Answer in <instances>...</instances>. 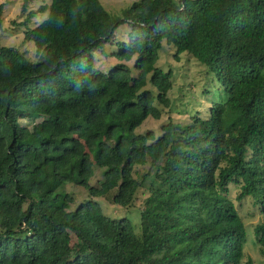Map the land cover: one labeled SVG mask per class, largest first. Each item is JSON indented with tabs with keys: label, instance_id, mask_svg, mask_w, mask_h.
Instances as JSON below:
<instances>
[{
	"label": "trees",
	"instance_id": "1",
	"mask_svg": "<svg viewBox=\"0 0 264 264\" xmlns=\"http://www.w3.org/2000/svg\"><path fill=\"white\" fill-rule=\"evenodd\" d=\"M20 22L37 58L0 45V264H242L247 238L264 262V217L247 237L234 204L249 197L264 216V0H132L117 14L40 0ZM120 23L127 38L113 42ZM162 41L212 71L225 99L136 132L169 105ZM107 42L103 71L93 51ZM68 183L88 197L73 205ZM108 193L138 201V231L103 213Z\"/></svg>",
	"mask_w": 264,
	"mask_h": 264
},
{
	"label": "rangeland",
	"instance_id": "2",
	"mask_svg": "<svg viewBox=\"0 0 264 264\" xmlns=\"http://www.w3.org/2000/svg\"><path fill=\"white\" fill-rule=\"evenodd\" d=\"M21 1L22 0H0V3H2L0 15V45L11 46L18 50H22L28 58H37V55L34 53V44L32 40L23 39L22 37V31L25 26L21 24L20 21L24 18L26 11L29 9L33 10L38 6L40 0L29 1L24 11L21 10ZM99 1L109 13L117 14L122 7L126 6L132 0ZM44 16L45 12L34 13L27 21V25L33 26ZM127 29L128 26L126 23L118 24L113 31L112 41L126 40ZM113 42L104 44L103 48L105 53L99 50L93 51V64L95 67L106 71L116 62L115 57L112 55V51L116 50V46ZM173 51L174 49L171 44L162 41L157 51L158 57L155 62L160 68H170L172 71L171 86L166 93L169 98V105L167 107H161L158 118H153L151 116L145 117L143 121L134 128L136 132L152 130L154 135H157L160 130V124L165 122L168 118L174 121L186 122L189 120L190 116L195 113H198L200 116H205L211 102L225 99V93L216 81L212 71L208 70L206 66L195 57L192 55L188 56L184 52H181L178 58L175 59L172 55ZM128 62L129 64L131 63V61ZM100 172V169H95L90 183H96L100 178ZM65 189L73 195V205L88 197L84 188L73 183L66 184ZM236 189L235 186L230 184V197H234ZM110 194L111 193L96 197L103 213L110 217L126 216L134 231H138V201L124 207L113 203L110 200ZM140 194L144 195L145 193ZM234 204L245 224L247 237L252 236V226L264 217L263 214L258 207L252 203L249 197H243L240 200L234 199ZM247 257L252 259L253 264H264L262 257L256 250V245L251 242V240L249 241L248 238L243 245L242 264H244V260Z\"/></svg>",
	"mask_w": 264,
	"mask_h": 264
}]
</instances>
